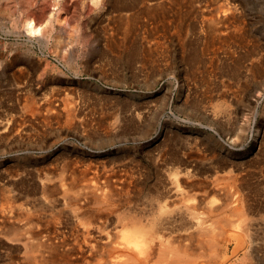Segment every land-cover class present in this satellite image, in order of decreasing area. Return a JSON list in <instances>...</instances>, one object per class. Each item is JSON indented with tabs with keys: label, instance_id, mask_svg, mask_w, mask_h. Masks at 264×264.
I'll return each instance as SVG.
<instances>
[{
	"label": "bare ground",
	"instance_id": "obj_1",
	"mask_svg": "<svg viewBox=\"0 0 264 264\" xmlns=\"http://www.w3.org/2000/svg\"><path fill=\"white\" fill-rule=\"evenodd\" d=\"M9 1L0 0V18L11 20L21 16V28L19 19H15L11 27L16 35L25 31L36 36L33 37L35 43L48 44L54 32L67 31L64 26L67 23L62 19L66 15L77 24L75 35L78 33V37L88 41L86 35L78 31L80 17L83 19L80 0H53L51 11L45 10L42 0H20L17 1L19 17ZM102 1L90 0L94 9L100 8ZM176 1L118 0L121 4L116 9L120 13L119 40L139 44L132 48L134 51L136 46L150 47L154 42L148 39L149 35L145 36L148 31L146 18L162 20L167 4L175 6ZM238 5L243 4L217 6V10L212 9L214 12L206 9L209 18L206 14L207 22H201L207 27L206 50L222 36L234 37L226 32L227 28L237 32L243 30L244 19L236 14ZM135 26L143 28L144 34H140L139 41L130 36ZM224 52L228 55V50ZM6 67L9 66L5 64L4 69ZM19 69L23 75L24 71ZM30 84L25 86L17 80L15 84L0 85V93L4 90L6 95L13 96L17 92L19 102H24L26 113L22 110L25 114L21 119L18 117L22 123L32 122L34 118L43 130L51 127V121L56 118L72 122L76 111L73 106L61 109L64 100L58 102L51 93L52 98L45 97L38 103L35 96H39L31 94ZM227 98L219 99L221 102L211 109L201 110L206 125L217 130L220 136L231 133L222 130L223 122L237 123L239 119L236 112L230 118ZM15 122L14 119L7 123L0 120V142L13 139L21 145L24 133L19 130V122ZM235 129L237 133L231 141L234 144L243 142L248 127L240 124ZM257 130L254 141L257 144L251 155L264 151V126H258ZM155 147L156 152L149 157L158 172L152 184L139 161L79 164L72 159L23 173L16 169L15 174L3 175L0 182V264H264V172L253 182L248 162L241 158L236 160L229 150L227 156L220 155L222 159L217 157V160L197 142L186 147L172 146L166 151ZM17 185L21 188L16 189Z\"/></svg>",
	"mask_w": 264,
	"mask_h": 264
},
{
	"label": "rangeland",
	"instance_id": "obj_2",
	"mask_svg": "<svg viewBox=\"0 0 264 264\" xmlns=\"http://www.w3.org/2000/svg\"><path fill=\"white\" fill-rule=\"evenodd\" d=\"M10 1L19 17L17 1L20 0ZM42 1L46 11L53 10V0ZM188 1L177 0L175 6L167 4L163 18L166 23L161 18L156 21L146 18L145 36L149 35L148 39L154 43L145 48L136 46V52L132 48L139 44L119 40L118 0H103L98 9H94L90 0H80V16L84 20L80 17L78 31L88 41L78 37V33L75 35L77 24L64 14L62 21L67 26L61 20L60 23L67 31L59 35L54 32L48 44L35 43L36 36L25 31L17 35L11 32L13 21L19 18H0V85L15 84L17 80L25 86L31 83V94L39 96H35L38 103L52 94L58 102L64 100L61 109L73 106L76 110L71 119L73 123L56 118L51 121L50 129L42 130L34 118L33 123L20 121L26 113L24 102H19L17 92L8 96L3 90L0 120L19 122L25 138L21 145L13 139L0 142V182L17 170L23 173L75 159L79 164L139 161L152 184L158 174L149 160L156 152L155 146L166 151L172 146L186 147L194 142L201 149L211 151L216 159L227 156L229 150L236 160L248 162L252 167V181L257 182L264 172V148L258 155H251V151L257 144L254 141L258 126H264V0ZM234 2L243 4L236 9L237 17L244 19L243 23L239 21L243 30L227 28L226 32L234 37L222 36L206 50L207 27L201 23L207 22L206 9L230 7ZM20 20L21 16L19 28L23 21ZM138 28L135 26L130 34L134 41H139L140 34H144L143 28L140 31ZM224 50H228V55ZM5 64L9 66L6 69ZM19 68L25 76L19 73ZM224 96L228 97L230 118L236 112L239 119L238 124L223 122L222 130L231 133L220 136L217 130L206 125L201 110L211 109ZM240 124L249 130L243 142L234 144L231 140ZM17 186L16 189L21 188Z\"/></svg>",
	"mask_w": 264,
	"mask_h": 264
}]
</instances>
